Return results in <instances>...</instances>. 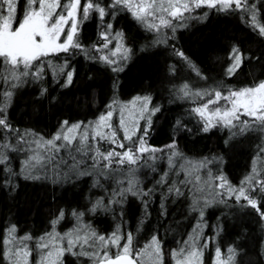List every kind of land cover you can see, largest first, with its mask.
I'll list each match as a JSON object with an SVG mask.
<instances>
[{
    "label": "snow or ice",
    "instance_id": "6c2138e0",
    "mask_svg": "<svg viewBox=\"0 0 264 264\" xmlns=\"http://www.w3.org/2000/svg\"><path fill=\"white\" fill-rule=\"evenodd\" d=\"M212 15L235 17L264 44V0H0V191L15 199L22 179L44 189L51 185L53 195L35 234L26 223L21 228L9 209L7 224L0 227V264H242V248L235 241L227 245L224 257L222 234L228 231V217L241 211L255 214L264 231V50L259 55L246 52L230 40L223 76L238 78L249 68L253 79L241 86L214 78L178 44L181 29ZM92 20L98 29L95 41L84 35ZM121 20L127 23L120 26ZM129 25L152 34L140 52L156 49L166 57L167 72L175 76L180 65L189 66L204 82L196 89L184 83L175 96L199 98L198 106L187 110L198 127H189L190 119L177 115L163 148L149 142L165 110L151 84L124 92L122 74L139 59L135 38L126 31ZM171 56L178 59L168 64ZM79 57L92 65L83 81ZM257 67L261 77L255 75ZM101 73L110 84L92 119L57 113V123L48 133L18 127L14 99L27 94L34 107L43 108L47 101L56 110L68 95L61 89L73 91L77 83L91 89ZM95 101L93 95L91 102ZM216 128L227 130L226 145L246 133L260 134L251 171L239 183L225 173L222 155L193 160L180 146L182 136ZM165 149L167 167L158 168ZM144 168L157 174L151 186L144 182L147 177L136 175ZM121 169L125 178L116 176ZM57 188L76 195L57 197ZM189 192L195 226L181 246L168 250L160 235L164 225L153 228L149 219L151 205L159 193V219L168 215L166 201L188 200ZM129 195L139 201L136 233L148 221L150 237L143 246L133 230L124 227L135 203ZM211 208L220 211L214 227L207 223Z\"/></svg>",
    "mask_w": 264,
    "mask_h": 264
},
{
    "label": "trees",
    "instance_id": "16d2710c",
    "mask_svg": "<svg viewBox=\"0 0 264 264\" xmlns=\"http://www.w3.org/2000/svg\"><path fill=\"white\" fill-rule=\"evenodd\" d=\"M130 19V18H129ZM127 23L126 20L120 21V26ZM97 24L95 20L88 21L84 35L91 41L99 39L97 35ZM126 31L131 33L135 38L136 48L139 59L131 63L122 74V82L124 84V92H131L138 89L141 85L148 83L152 86L154 98L158 103L164 106V112L160 119L155 122V130L151 133L149 142L158 148H163L169 142V137L172 135V123L177 115H183L186 120L190 119L189 127H198L195 118L187 116V110L190 107H196L201 102L199 98L195 100H179L175 99L176 93L184 83H188L193 89L203 85V81L196 76L195 71L189 66L180 65L178 74L173 76L166 71L165 55L160 54L156 49H148L145 52H140L141 46L149 42L151 33L145 31L139 26L129 25ZM182 38L179 40V46H182L192 57L193 61L201 68L210 70L211 75L216 79H224L232 85L239 83L241 86L250 83L253 79L249 68H245L244 73L238 78H227L223 76L224 66L228 59L227 45L231 40L238 46L242 47L246 52L251 50L257 55L264 50V44L255 38V33L239 22L235 17H224L212 15V17L201 23H194V27L184 30L181 29ZM115 43V41H114ZM79 64L80 81H83L87 75H90L92 65L85 61L83 57ZM178 58L171 56L168 59V64L177 61ZM255 64V61H253ZM96 67H99L98 65ZM2 71V69H0ZM255 75L261 77L259 67L254 69ZM110 84L103 74L95 82L91 89L83 83H77L73 91L61 89L60 91L68 92L64 103L59 109H50L47 101H44L43 108L39 105L33 106L32 98L27 95H21L18 99H14L13 107L15 108L14 119L18 122V127L23 131L25 128H33L43 133L50 132L59 118L57 113L64 116L71 115L77 119L87 118L92 119V113L96 112L99 106V100L102 98V93L105 92ZM95 95L96 101H92ZM2 96V89H0ZM213 107L212 105H210ZM118 123V121H116ZM228 138L227 130L223 128L213 129L209 133H196L193 135H185L180 138V146L185 154L193 160L222 155L224 163L222 165L225 173L233 183H239L244 175L251 171L252 160L255 158L257 151L256 145L260 143L259 133H246L235 137L230 144H225V139ZM166 152L165 159L157 162V167L166 169ZM159 154V153H158ZM17 166L19 160H17ZM125 168L127 166H124ZM137 176L144 179L145 184L151 186L149 181L156 173H150L147 168L140 169ZM117 178H125L127 176L124 169L116 173ZM174 178V177H173ZM194 179V177H193ZM21 188L15 199L8 196L7 191H0V227L7 224L10 217L9 209H12V214L18 216L20 227L31 230L34 234L38 233L42 227V221L49 211V206L53 202L51 185L47 189L39 186H33L31 182H25L21 179ZM191 188L192 185H189ZM57 197L63 196L67 199H72L76 194L71 191L62 192L57 188L55 191ZM192 193H188V200H168L166 207L168 215L158 218L159 208V193L154 203H152L150 211L152 212L150 220L153 221V228H160V235L165 239L167 249L178 248L183 239H187V233L195 226L196 221L192 219V213L189 210V203ZM130 201H135L131 205L129 211L137 217L133 220V215H129L125 229L129 227L136 234L140 246L150 237V231L147 227L148 221L140 227L139 233H136V227L140 213L136 209L138 199L129 195ZM224 212L223 205L219 206ZM220 211L216 208L209 209L207 223L210 226H215L217 216ZM111 223V217H108ZM255 214L245 215L243 211L235 216L228 217L229 228L227 233L222 234V243L224 245V257L227 256V245L233 241L242 248V264H262L264 262V231L257 224ZM205 233L211 235L208 228H205ZM23 233H21L22 235ZM215 243V241H213ZM212 253L210 248L206 253V258ZM246 253V255H244ZM35 255V253H33Z\"/></svg>",
    "mask_w": 264,
    "mask_h": 264
},
{
    "label": "rangeland",
    "instance_id": "374dc122",
    "mask_svg": "<svg viewBox=\"0 0 264 264\" xmlns=\"http://www.w3.org/2000/svg\"><path fill=\"white\" fill-rule=\"evenodd\" d=\"M210 108H211V106H210Z\"/></svg>",
    "mask_w": 264,
    "mask_h": 264
}]
</instances>
